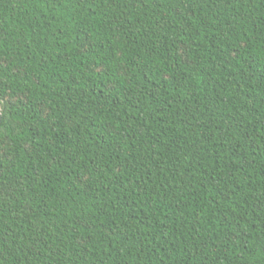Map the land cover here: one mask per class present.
<instances>
[{
  "label": "trees",
  "instance_id": "obj_1",
  "mask_svg": "<svg viewBox=\"0 0 264 264\" xmlns=\"http://www.w3.org/2000/svg\"><path fill=\"white\" fill-rule=\"evenodd\" d=\"M0 264H264V0H0Z\"/></svg>",
  "mask_w": 264,
  "mask_h": 264
},
{
  "label": "water",
  "instance_id": "obj_2",
  "mask_svg": "<svg viewBox=\"0 0 264 264\" xmlns=\"http://www.w3.org/2000/svg\"><path fill=\"white\" fill-rule=\"evenodd\" d=\"M0 122H1V114H0Z\"/></svg>",
  "mask_w": 264,
  "mask_h": 264
}]
</instances>
